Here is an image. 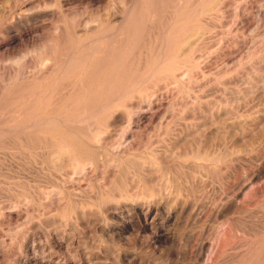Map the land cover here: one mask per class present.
<instances>
[{"label": "rangeland", "instance_id": "obj_1", "mask_svg": "<svg viewBox=\"0 0 264 264\" xmlns=\"http://www.w3.org/2000/svg\"><path fill=\"white\" fill-rule=\"evenodd\" d=\"M0 264H264V0H0Z\"/></svg>", "mask_w": 264, "mask_h": 264}, {"label": "bare ground", "instance_id": "obj_2", "mask_svg": "<svg viewBox=\"0 0 264 264\" xmlns=\"http://www.w3.org/2000/svg\"><path fill=\"white\" fill-rule=\"evenodd\" d=\"M88 1H90V2H94V1H98V0H88ZM135 3V2H134ZM50 4V3H49ZM130 7V6H129ZM125 14V13H124ZM155 15V14H154ZM125 17H127V16H122V20L120 21V24L118 25V26H116L114 29H113V31L111 32V35L112 36H114V35H117V34H119V33H121L122 32V30L126 27V25H127V19L125 18ZM154 17V16H153ZM173 17V16H172ZM157 19V18H156ZM170 19V18H169ZM156 21V20H155ZM129 22H130V20H129ZM154 23V22H153ZM129 24V23H128ZM172 25V24H171ZM128 26V25H127ZM170 26V25H169ZM168 26V27H169ZM87 28V27H86ZM59 29V28H58ZM57 29V30H58ZM57 32V31H56ZM124 34V33H123ZM63 35V34H62ZM110 36V35H109ZM122 36V35H121ZM158 37V36H157ZM196 38V37H195ZM187 39V38H186ZM162 41V40H161ZM123 42V41H122ZM53 43V42H52ZM111 44V42L109 43V45ZM195 44V43H194ZM108 45V46H109ZM159 45V44H158ZM185 47V46H184ZM188 47V46H187ZM109 48V47H108ZM193 49V48H192ZM51 50V49H50ZM105 50V49H104ZM119 50V49H118ZM163 50V49H162ZM188 50V49H187ZM117 51V50H116ZM191 51V50H190ZM54 52V51H53ZM44 54H46V53H44ZM51 54H52V52H51ZM54 55V54H53ZM181 55V54H180ZM115 56V55H114ZM183 56V55H182ZM49 57V56H48ZM44 58H45V56H44ZM50 58V60H51V64L49 65L48 64V68L49 69H47V71H50L51 69L53 70L54 69V65H55V61H54V57H49ZM40 59V58H39ZM65 62V61H64ZM39 63H41V62H39ZM59 66V65H58ZM37 68V67H36ZM44 68V67H43ZM94 69V68H93ZM39 70V69H38ZM43 70V69H42ZM41 70V71H42ZM46 69L44 68V71H45ZM55 70V69H54ZM53 70V71H54ZM36 71H37V69H36ZM52 71V72H53ZM45 73V72H44ZM49 73V72H48ZM48 73H46L47 75H48ZM45 74V75H46ZM67 85H69V84H67ZM63 117V116H62ZM46 121V120H45ZM39 126V125H38ZM67 130V129H66ZM78 134V133H77ZM89 143V142H88ZM65 146V145H64ZM125 151V150H124ZM120 154V153H119Z\"/></svg>", "mask_w": 264, "mask_h": 264}]
</instances>
